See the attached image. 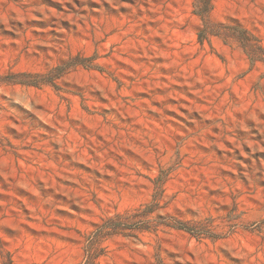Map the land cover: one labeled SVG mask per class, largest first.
Instances as JSON below:
<instances>
[{"label":"rangeland","instance_id":"obj_1","mask_svg":"<svg viewBox=\"0 0 264 264\" xmlns=\"http://www.w3.org/2000/svg\"><path fill=\"white\" fill-rule=\"evenodd\" d=\"M194 3L0 0V264H82L109 219L98 264H264V59ZM210 19L264 48V0Z\"/></svg>","mask_w":264,"mask_h":264},{"label":"trees","instance_id":"obj_2","mask_svg":"<svg viewBox=\"0 0 264 264\" xmlns=\"http://www.w3.org/2000/svg\"><path fill=\"white\" fill-rule=\"evenodd\" d=\"M214 1L215 0H195L193 13L199 16L203 22V27L198 33L199 41L203 43L209 36H217L225 41L228 39H236L241 43L252 62L263 61L264 48L254 34L239 26H216L211 22L210 15L214 7ZM159 190H161V188H159ZM156 207L154 201L152 205L147 206V209L144 211L145 215L154 212ZM119 225L120 222H114L112 219H109V221H106V223L99 226L89 235L82 264H98L99 258L105 254L106 249L101 247L102 242L104 239L117 234L120 231ZM175 228L190 233L193 231L185 225L175 226Z\"/></svg>","mask_w":264,"mask_h":264}]
</instances>
